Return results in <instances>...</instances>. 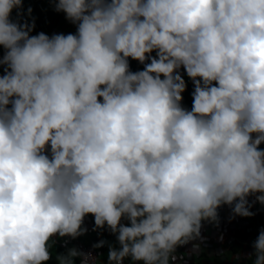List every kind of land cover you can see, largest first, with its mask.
Instances as JSON below:
<instances>
[{"label": "clouds", "instance_id": "clouds-1", "mask_svg": "<svg viewBox=\"0 0 264 264\" xmlns=\"http://www.w3.org/2000/svg\"><path fill=\"white\" fill-rule=\"evenodd\" d=\"M48 3L74 31L0 0V264H48L57 240L55 264H181L220 208L255 216L264 0ZM89 232L113 240L67 246ZM251 249L231 259L264 264V226Z\"/></svg>", "mask_w": 264, "mask_h": 264}, {"label": "crops", "instance_id": "crops-1", "mask_svg": "<svg viewBox=\"0 0 264 264\" xmlns=\"http://www.w3.org/2000/svg\"><path fill=\"white\" fill-rule=\"evenodd\" d=\"M74 26L68 23L63 16V13H59L57 20L50 26L49 33L63 32L68 33L74 31ZM264 147V145H261ZM256 209L252 210L256 212V215L251 218L236 217L229 221L230 208L224 206L219 209L220 223L218 227H214L212 224L205 223L202 228V235L206 238L201 244V252L199 257L192 256L190 254L191 244L178 248V253H189L185 257V262L181 264H236L231 259V255H235L237 250L243 257L247 253L251 252V242L258 234V230L264 226V206L255 204ZM85 224L91 229L92 217L88 216L85 219ZM223 234V240H219L218 237ZM113 240V237L108 235L107 232L103 236H98L95 232H89V234L79 237L76 240ZM63 242L62 240H59ZM74 240H68L67 244H71ZM98 252L107 251V246L98 249ZM221 252H225L224 255H218ZM106 258V257H104ZM127 264V262H125ZM239 264H247L243 258Z\"/></svg>", "mask_w": 264, "mask_h": 264}, {"label": "trees", "instance_id": "trees-1", "mask_svg": "<svg viewBox=\"0 0 264 264\" xmlns=\"http://www.w3.org/2000/svg\"><path fill=\"white\" fill-rule=\"evenodd\" d=\"M31 6L33 9V15L36 17V28L35 32L44 31L49 33L50 26L54 24L57 20L59 13L52 11V6L48 3V0H25L24 7L27 8ZM35 32L33 34H35ZM141 67L135 61L131 62L132 70H136L137 68ZM192 90L191 82L188 85V91H186L184 95L183 104L186 107H191V97L189 92ZM97 241V240H94ZM68 246V245H67ZM65 247L63 242L57 240L55 248H53V261L48 262V264H55V255L56 252H63Z\"/></svg>", "mask_w": 264, "mask_h": 264}, {"label": "built area", "instance_id": "built-area-1", "mask_svg": "<svg viewBox=\"0 0 264 264\" xmlns=\"http://www.w3.org/2000/svg\"><path fill=\"white\" fill-rule=\"evenodd\" d=\"M249 199L251 200L252 198L250 197ZM256 208H257L256 205H254L251 210H255ZM93 242H95V241L94 240H89V241L74 240L73 242H71L70 246H69V244H67V245H68V247L76 246L77 248L87 252L90 250V246ZM97 250L93 251V255H95L98 252Z\"/></svg>", "mask_w": 264, "mask_h": 264}, {"label": "rangeland", "instance_id": "rangeland-1", "mask_svg": "<svg viewBox=\"0 0 264 264\" xmlns=\"http://www.w3.org/2000/svg\"><path fill=\"white\" fill-rule=\"evenodd\" d=\"M69 246H70V244H69Z\"/></svg>", "mask_w": 264, "mask_h": 264}]
</instances>
